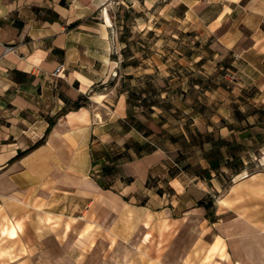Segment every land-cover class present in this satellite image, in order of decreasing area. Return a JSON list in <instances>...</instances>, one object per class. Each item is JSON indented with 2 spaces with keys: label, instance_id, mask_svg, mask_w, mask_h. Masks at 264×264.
I'll return each mask as SVG.
<instances>
[{
  "label": "crops",
  "instance_id": "obj_1",
  "mask_svg": "<svg viewBox=\"0 0 264 264\" xmlns=\"http://www.w3.org/2000/svg\"><path fill=\"white\" fill-rule=\"evenodd\" d=\"M169 1L185 8L220 61L230 59L238 85L257 90L264 104V0ZM117 2L0 0V217L17 227L14 237L4 227L0 235L22 241L21 264H80L73 250L98 227L113 252L120 245L113 225L128 208L143 207L145 192L162 180L186 190L171 152L145 145L138 121H129L126 97L101 87L116 63ZM7 45L14 50L5 52ZM222 232L234 264H264L257 225L233 222Z\"/></svg>",
  "mask_w": 264,
  "mask_h": 264
},
{
  "label": "rangeland",
  "instance_id": "obj_2",
  "mask_svg": "<svg viewBox=\"0 0 264 264\" xmlns=\"http://www.w3.org/2000/svg\"><path fill=\"white\" fill-rule=\"evenodd\" d=\"M112 18L116 63L101 87L114 99L126 97L129 121H138L148 138L145 145L153 142L171 152L173 172L186 190L181 193L176 182L177 190H171L162 180L137 201L143 207L128 208V216L113 225L119 247L112 252L108 233L98 227L94 238L73 250L74 259L80 264H234L223 224L252 222L264 234L261 93L238 85L230 59L220 61L212 38L176 2L119 0ZM1 228L9 237L17 234L16 225L2 217ZM3 234L0 264H21L22 241ZM92 242L101 254H93Z\"/></svg>",
  "mask_w": 264,
  "mask_h": 264
},
{
  "label": "built area",
  "instance_id": "obj_3",
  "mask_svg": "<svg viewBox=\"0 0 264 264\" xmlns=\"http://www.w3.org/2000/svg\"><path fill=\"white\" fill-rule=\"evenodd\" d=\"M14 48H15V47L12 46V45H7V46L5 47V52L13 51ZM63 66H64V65H60V66L56 69V71L54 72V74H55L56 76H59V75L61 74V72H62V70H63Z\"/></svg>",
  "mask_w": 264,
  "mask_h": 264
},
{
  "label": "bare ground",
  "instance_id": "obj_4",
  "mask_svg": "<svg viewBox=\"0 0 264 264\" xmlns=\"http://www.w3.org/2000/svg\"><path fill=\"white\" fill-rule=\"evenodd\" d=\"M104 9V8H103ZM108 13V12H107ZM107 18H108V20H109V22H110V17H109V15L107 14ZM224 228L226 229V227L224 226ZM237 264H244L240 259H238L237 261Z\"/></svg>",
  "mask_w": 264,
  "mask_h": 264
}]
</instances>
